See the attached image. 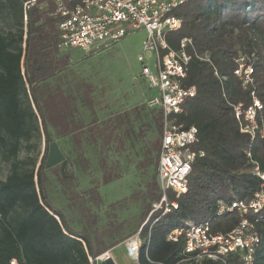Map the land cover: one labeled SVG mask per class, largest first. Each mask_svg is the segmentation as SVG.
I'll list each match as a JSON object with an SVG mask.
<instances>
[{
	"label": "trees",
	"instance_id": "16d2710c",
	"mask_svg": "<svg viewBox=\"0 0 264 264\" xmlns=\"http://www.w3.org/2000/svg\"><path fill=\"white\" fill-rule=\"evenodd\" d=\"M24 1L0 0V159L9 164V173L0 180V264H9L11 259L17 264H89V259L135 234L151 204L160 198L156 164L162 111L133 106L100 121L96 117L86 121L79 108H89L91 88L79 87L81 83L68 86V78L58 80L59 74L66 75L70 62L59 47L53 1L36 0L26 13V22ZM171 14L181 19V26L166 33L168 44L176 48L182 38H190L196 54L209 60L191 58L185 83L194 84L196 94L175 115L177 123L197 129L193 150L204 155H197L193 162L187 192L176 199L177 208L153 217L157 220L149 243L143 241L139 247L138 263L176 264L182 257L183 238L166 240L175 228L207 221L212 232L226 233L246 217L256 220L262 238L255 264H264V210L216 215L218 201L248 200L261 185L254 168L264 171V138L258 134L251 141L240 133L230 104L250 103L249 89L233 73L243 57L253 68L254 88L262 102L257 119L264 127V0H186ZM53 135L64 160L46 169ZM121 139L125 151L118 149ZM41 140L44 151L32 154L35 142ZM87 148L100 164L104 185L120 177L107 166V153L140 151L139 166L150 167L151 174L135 222L126 218L99 227L97 214L87 211V226H80L74 209L71 213V206H63L49 194L52 174L66 200L79 198L73 171L76 166L88 170ZM23 149L25 155L20 157ZM114 164L117 167V160ZM84 193L92 204L101 203L98 186ZM140 235L146 239L148 225ZM224 262L242 264L234 254ZM197 264L224 263L204 258Z\"/></svg>",
	"mask_w": 264,
	"mask_h": 264
},
{
	"label": "built area",
	"instance_id": "2783aa9c",
	"mask_svg": "<svg viewBox=\"0 0 264 264\" xmlns=\"http://www.w3.org/2000/svg\"><path fill=\"white\" fill-rule=\"evenodd\" d=\"M58 19L59 47H77L85 52L96 51L118 42L121 38L138 29H144L146 37L142 42L143 54L137 60L142 64L143 76L157 95L145 101L147 108H159L162 111V132L157 156L156 174L160 198L151 204V208L138 230L123 241L126 256L138 263V250L142 242L149 243L150 230L157 218L156 214L170 213L178 206L177 198L187 192L188 176L197 155L193 145L197 141V129L184 127L177 123L175 115L183 111V104L196 94L194 84H186L187 67L194 56L202 58L194 51L190 38H182L176 48L166 41L167 32L176 31L181 19L172 15L171 10L186 0H52ZM36 5V0L23 2L24 20L27 11ZM144 53L154 57L155 72L152 73L145 62ZM233 73L243 88L249 89L250 103L230 104L238 124L239 132L251 141L259 134L264 138V127L257 119L262 102L254 88L253 68L241 57L237 60ZM225 79L224 76H221ZM255 174L261 185L248 200H234L226 203L218 201L216 215L237 211L240 214H258L264 210V171L257 166ZM170 195L172 197L170 198ZM56 217V216H55ZM57 218V217H56ZM148 225V235L141 238V229ZM183 238L182 257L176 264H197L202 259L221 261L229 254L237 255L242 264H255V251L260 247L262 238L256 227V220L242 217L235 227L226 233L212 232L207 221L190 224L187 228L171 230L166 240L177 242ZM146 255V251H145ZM112 259L105 251L89 259L98 264ZM9 264H17L11 259Z\"/></svg>",
	"mask_w": 264,
	"mask_h": 264
},
{
	"label": "rangeland",
	"instance_id": "374dc122",
	"mask_svg": "<svg viewBox=\"0 0 264 264\" xmlns=\"http://www.w3.org/2000/svg\"><path fill=\"white\" fill-rule=\"evenodd\" d=\"M146 37L144 29H138L129 35L121 38L118 42L99 50L85 52L77 47H68L62 50L69 58V66L64 73L59 74L58 80H69L67 85L79 84L83 87L91 88L89 108L79 109L84 113V119L88 121L96 117L98 121L104 119L108 114L123 112L133 106H145V101L149 95H157V90L148 86L147 80L141 76L142 64L137 60L143 54L142 42ZM145 62L152 73L155 72L154 57L149 53H144ZM65 76V78H64ZM78 119L82 116H77ZM97 126H100L97 124ZM145 128V125H141ZM150 130H147V134ZM53 141L58 140L52 136ZM61 142V141H60ZM123 140H120L119 151H125ZM141 145L139 143L138 146ZM59 149L60 146L58 145ZM43 141H36L31 150L42 154L44 151ZM61 150V149H60ZM90 159L88 170L80 171L76 166L73 171L75 174V190L79 194L76 200H66L61 187L52 174H49L50 185L49 194L55 201L69 207L68 211L73 213L77 219L80 218L82 224L87 226L85 214L91 211L98 216V226L106 227L110 222H120L128 219L135 222L139 218L141 209L140 197L145 190V184L150 178L151 168H140L138 161L143 158L139 152L107 153V166H112L111 170L119 173L120 177L108 184L101 182V167L90 148L86 149ZM23 149L20 157H24ZM40 156L38 157L39 160ZM117 160V167L114 161ZM73 170V169H72ZM9 173V164L0 159V180H3ZM92 186H98L101 196V203L94 205L86 198L84 191ZM71 204V205H70ZM146 238V237H145ZM115 264H134L125 254L124 243H119L109 250ZM108 264V263H106Z\"/></svg>",
	"mask_w": 264,
	"mask_h": 264
},
{
	"label": "water",
	"instance_id": "95a60500",
	"mask_svg": "<svg viewBox=\"0 0 264 264\" xmlns=\"http://www.w3.org/2000/svg\"><path fill=\"white\" fill-rule=\"evenodd\" d=\"M64 160V154L59 149L56 141H51L48 145L47 157L45 160L44 167L46 169L51 168ZM115 264L112 259H108L107 261L99 262L98 264Z\"/></svg>",
	"mask_w": 264,
	"mask_h": 264
},
{
	"label": "crops",
	"instance_id": "0c3cea01",
	"mask_svg": "<svg viewBox=\"0 0 264 264\" xmlns=\"http://www.w3.org/2000/svg\"><path fill=\"white\" fill-rule=\"evenodd\" d=\"M149 97H151V95H149V96L147 97V99H148ZM108 115H110V114H108Z\"/></svg>",
	"mask_w": 264,
	"mask_h": 264
}]
</instances>
